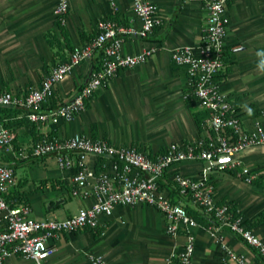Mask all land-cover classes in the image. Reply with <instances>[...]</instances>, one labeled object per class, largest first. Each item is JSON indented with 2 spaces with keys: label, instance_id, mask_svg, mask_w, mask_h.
Wrapping results in <instances>:
<instances>
[{
  "label": "crops",
  "instance_id": "0c3cea01",
  "mask_svg": "<svg viewBox=\"0 0 264 264\" xmlns=\"http://www.w3.org/2000/svg\"><path fill=\"white\" fill-rule=\"evenodd\" d=\"M152 1L160 8L163 23L147 37L125 35L122 51H156L147 61L122 68L109 85L95 92L80 114L70 120L57 116L31 122L26 118L27 110L21 107L11 106L0 112V121L10 127L14 136L13 149L0 146V163L18 161L17 184L9 194H24L31 203L33 216L63 219L95 201L94 196L81 198L71 193L76 152L69 168H62L53 155L18 157L19 149L30 148L45 134L99 136L118 145H137L150 155L162 153L173 142L193 141L203 135L197 115L204 110L187 68L174 62L172 52L178 46L202 42L207 23L205 0ZM57 2L0 0V93L22 94L32 85L39 86L55 64L69 58L73 49L68 47L58 25L54 13ZM227 16V50L238 44L244 48L231 54L218 81L244 125L250 128L257 122L264 124V0H230ZM105 18L125 27L142 26L132 0H70L63 26L73 48L93 38L99 22ZM49 30L59 38V48L48 42ZM100 57L102 52L77 66L56 86L58 102L52 109L75 97ZM239 157L242 163L236 169L209 171L207 161L186 160L175 164L171 172L200 176L208 171L217 202H228L251 223L264 210V145L250 146ZM105 160L88 155L86 163L98 171ZM244 167L249 168L251 181L241 173ZM41 180L48 183L38 188ZM167 224L164 213L152 205H116L111 215L100 217L97 228L63 232L52 238L56 251L45 264H91L90 253L102 255L107 264H167L187 243L188 232L195 236L193 264H239L225 256L219 238L242 255L245 264H264L257 248L225 225H215L214 231L199 223L187 228L181 224L178 233L171 234ZM252 229L264 240V221ZM3 264L37 263L16 255Z\"/></svg>",
  "mask_w": 264,
  "mask_h": 264
},
{
  "label": "built area",
  "instance_id": "2783aa9c",
  "mask_svg": "<svg viewBox=\"0 0 264 264\" xmlns=\"http://www.w3.org/2000/svg\"><path fill=\"white\" fill-rule=\"evenodd\" d=\"M70 0H58L54 13L65 22ZM135 13L141 18L139 29L119 25L115 20L105 18L99 22L97 34L88 42L77 45L66 61L55 64L39 86L32 85L22 94L12 91L0 93V112L4 107H21L27 110L26 118L31 122H43L53 117L73 119L86 109L95 92L111 83L122 68H132L147 61L156 48H148L134 54L122 51L125 35L147 37L163 23L159 6L152 0H132ZM229 0H205L207 23L202 42L196 46H178L172 58L178 65L185 66L191 77V85L200 107L207 112L202 121L204 133L188 142H173L165 151L150 155L137 145H118L103 137L76 133L69 137L45 134L30 148L17 151L18 157L55 156L62 168L73 165V152L78 154L76 171L72 176L74 196H94L91 205L84 206L63 219L38 218L32 215L29 201L22 200L20 193L8 197L17 184L15 169L0 164V264L7 259L21 255L37 264L45 261L56 251L51 239L63 232L82 228H97L100 217L113 213L116 205L146 203L161 210L167 217V231L177 234L181 224L192 227L198 222L189 215L184 198L207 214L214 215L220 225L238 235L244 242L257 248L264 259V240L248 227L242 214L231 209L228 202L218 203L214 186L208 171L200 176L172 173V180L181 198L171 197L168 189L161 188L159 179L165 171L186 160H203L210 163L209 171L236 169L241 165L239 157L248 147L264 145V124L257 122L247 128L231 98L224 92L215 76L225 70L232 53L239 52L243 45L227 50ZM102 52L97 67L93 68L88 80L74 98L59 107L42 110V106L55 95L56 86L74 69L92 60ZM14 136L9 126L0 121V146L11 150ZM88 155L104 157L105 163L99 171L92 170L86 163ZM225 158V159H224ZM242 174L251 181L249 168ZM214 230L217 226H211ZM226 257L245 264V258L230 244L219 238ZM195 236L188 232V241L182 250L168 259L167 264H193ZM91 264H107L97 253L89 254Z\"/></svg>",
  "mask_w": 264,
  "mask_h": 264
},
{
  "label": "trees",
  "instance_id": "16d2710c",
  "mask_svg": "<svg viewBox=\"0 0 264 264\" xmlns=\"http://www.w3.org/2000/svg\"><path fill=\"white\" fill-rule=\"evenodd\" d=\"M58 25L60 26V29L63 32V36H64V39L66 40V42L68 44V47L73 49V46L71 45L70 40H69L68 33L64 29L63 23H62V21L60 19H58ZM46 37H47V40L51 44L52 47H54V48L55 47H58V48L60 47L61 42H60L59 38L56 36V34L53 31L49 30L46 33ZM97 65H94V68L97 67ZM223 75L224 74L222 72H220V73H218L215 76V79L218 80V78L223 77ZM57 102H58V100H56V96L54 95L46 103L43 104L42 110L47 111L49 109H52L53 107H55V105H57ZM61 104L62 103H59L58 105H61ZM87 105H88V103H87ZM4 108H7V107H4ZM4 108H2L1 111ZM206 115H207V112H205V111L202 112V113H199L197 115V120H198V124L200 125V127H202V121L206 117ZM17 163H18V161L15 162V163H0V164L9 165V166H11V167H13L15 169ZM102 167L103 166H99L98 167V171L100 169H102ZM255 181L259 182V180H255ZM47 183H48L47 180H41L38 188L46 186ZM159 183H160V187L161 188H165V189L169 190L170 195H171L172 198L177 199L179 197L180 198L182 197V196H180L178 188L176 187L174 181L172 180V172L171 171H165V173L159 179ZM7 196L10 197L11 194H8ZM21 199L25 200V201H28L24 194L22 195ZM184 199H185V203H186L185 204L186 205V209H187L189 215H191L199 224H202V225H204V226H206L208 228L211 227V226L220 224V221L214 215L205 213L199 207H197L194 204H192L191 202H189V198H184ZM231 209L234 211V208L232 206H231ZM262 221H264V210L258 215V217L253 222H251V223H248L247 221L246 222L248 224V227L252 228L253 225L258 224V223H260Z\"/></svg>",
  "mask_w": 264,
  "mask_h": 264
},
{
  "label": "rangeland",
  "instance_id": "374dc122",
  "mask_svg": "<svg viewBox=\"0 0 264 264\" xmlns=\"http://www.w3.org/2000/svg\"><path fill=\"white\" fill-rule=\"evenodd\" d=\"M76 202H77V200H76V199H74L72 204H73V205H75V204H76ZM70 204H71V202L69 201V206H70ZM72 204H71V205H72Z\"/></svg>",
  "mask_w": 264,
  "mask_h": 264
},
{
  "label": "clouds",
  "instance_id": "9594fccd",
  "mask_svg": "<svg viewBox=\"0 0 264 264\" xmlns=\"http://www.w3.org/2000/svg\"><path fill=\"white\" fill-rule=\"evenodd\" d=\"M262 65H264V61H262Z\"/></svg>",
  "mask_w": 264,
  "mask_h": 264
},
{
  "label": "water",
  "instance_id": "95a60500",
  "mask_svg": "<svg viewBox=\"0 0 264 264\" xmlns=\"http://www.w3.org/2000/svg\"><path fill=\"white\" fill-rule=\"evenodd\" d=\"M225 159V158H224Z\"/></svg>",
  "mask_w": 264,
  "mask_h": 264
}]
</instances>
